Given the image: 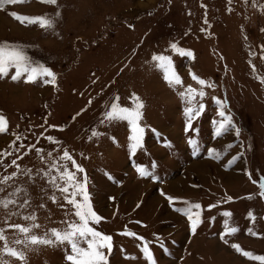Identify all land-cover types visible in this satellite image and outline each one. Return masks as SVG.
Listing matches in <instances>:
<instances>
[{
	"label": "rangeland",
	"instance_id": "obj_1",
	"mask_svg": "<svg viewBox=\"0 0 264 264\" xmlns=\"http://www.w3.org/2000/svg\"><path fill=\"white\" fill-rule=\"evenodd\" d=\"M58 4L59 9L41 0H24L0 8V41L19 44L34 61L57 74L55 85L45 84L43 79L25 82L23 77L13 81L14 69L0 77V113L9 124V131L0 133V149L15 139L13 132L26 137L27 145L35 144L47 129L45 136L58 138L73 152L88 174L93 206L105 217L94 226L113 236L109 264H148L142 242L121 234L125 227L150 242L157 264H259L231 244L264 255V235L247 232L248 227H254L264 233V198L258 195V184L247 175L248 171L253 172L252 179L264 175V83L258 79L264 76V50L260 48L264 44V12L252 0H232L231 4L229 0H58ZM12 11L28 15L59 11L61 15L56 17L54 30H45L21 24L10 15ZM204 28L207 31L201 30ZM172 42L192 51L193 56L172 51ZM159 53L172 57L182 85L170 86L164 79L152 60L153 54ZM192 73L213 86L205 88L206 108L189 129L186 104L179 93L188 85L200 87ZM133 93L144 102L140 121L143 144L135 155L127 121L99 123L117 95L121 105L132 107ZM217 97L227 101L225 110L234 125L220 136L215 132L221 119ZM93 128L104 134L89 140ZM189 138L199 143L195 155ZM37 147L47 152L56 145L40 137ZM209 149L219 152V158L215 153L210 156ZM15 155L4 162L10 164ZM233 157L238 158L229 164ZM18 163L34 169L44 167L35 149ZM140 164L148 166L158 179L140 176L136 168ZM13 170L9 167L7 172ZM0 172H4L2 167ZM17 182L29 188L35 206L41 195L37 186H44L45 181L37 177L33 185L20 177ZM169 195L181 199L169 203ZM227 196L233 200L207 208ZM184 200L199 202L205 209L204 223L194 235L187 218L175 211L184 206ZM44 202L39 222L58 226L66 211L59 207L63 201L53 203L45 198ZM249 210L257 216L254 225ZM224 211L232 212L230 225L239 228L226 237L229 244L219 239ZM13 220L20 222L19 217ZM67 247L35 246L28 253V264H69ZM4 258L18 264L14 258Z\"/></svg>",
	"mask_w": 264,
	"mask_h": 264
},
{
	"label": "snow or ice",
	"instance_id": "obj_2",
	"mask_svg": "<svg viewBox=\"0 0 264 264\" xmlns=\"http://www.w3.org/2000/svg\"><path fill=\"white\" fill-rule=\"evenodd\" d=\"M232 0H229L231 4ZM24 3V0H0V8L5 5H15ZM41 3L56 5L59 9L58 0H41ZM254 6H257L264 12V3H257V0H252ZM231 12L232 8L229 7ZM10 15L21 24L38 25L45 30H54L57 26L56 17L61 13L55 12L53 15L47 13L41 15H28L20 12L12 11ZM207 25V19L204 20ZM207 31L206 28L201 29ZM247 39V37H245ZM172 51L179 53L181 56L192 57L193 53L190 50L181 48L178 43L172 42L169 45ZM264 50V44L260 46ZM251 56H255V52H250ZM261 58L264 59V51L261 53ZM152 60L156 62V66L163 71L164 79L170 86H178L183 84V80L176 71L175 64L170 55L163 53L153 54ZM253 70H256V65L252 64ZM14 69V74L11 75L13 81L19 80L22 77L25 82H36L43 79L45 84H56L57 74L48 66L33 60L28 52L21 48L19 44L11 41H0V77L8 76L10 70ZM192 79L198 83L199 88L188 85L184 91L179 94L183 98L186 107L184 112L187 116V128H192L193 119L199 117L205 110L206 105L203 102L207 95L205 88L212 87L213 84L195 73H192ZM261 83H264V76H259ZM95 82V81H94ZM199 97V100L197 99ZM219 107L220 120L217 121L216 135L220 136L222 132L229 127L234 126L232 116L226 112L227 101L215 98ZM120 97L117 95L109 107L103 113V118L100 124L106 122L111 123L114 120L127 121L131 126L132 135L129 137L131 144V152L135 155L138 148L142 147L144 128L140 121L143 116L144 102L136 93L131 96L132 107L123 106L120 104ZM91 103V101H89ZM79 115V113H77ZM75 119V117H73ZM51 128H56V125H49ZM62 130V129H61ZM9 131L8 120L5 115L0 113V133ZM47 129L40 133L36 138V143H29L25 145L21 134L13 132L15 139L8 144L7 148L0 149V167L4 172H0V209L3 214L0 215V264H11L9 259L4 257L14 258L18 264H28V253L34 249L35 246H59L67 245L65 249L66 261L69 264H109V255L113 249V236L106 234L104 231L97 230L94 225H100L105 219L98 214L92 203V194L88 187V174L81 163L77 162L72 151L58 138L47 135ZM156 130L153 129V132ZM104 133L98 131L96 128L91 130L89 140L94 137L102 136ZM236 136L240 135V129L235 128ZM40 137L56 145L51 151H45L44 147H37ZM114 139V138H113ZM19 146L17 147V142ZM169 147L171 143L165 142ZM188 143L192 146L193 154H197L199 150V143L196 139L189 138ZM24 149L25 151H21ZM35 149L36 155L44 165V167L32 168L23 166L18 161L23 159L24 155L30 153ZM14 156L10 164L4 161L7 157ZM56 153V155H54ZM215 153L216 158H219L220 153L215 149H209V155ZM83 156V153H80ZM238 157H233L231 164ZM71 164V167L69 166ZM12 167L14 170L7 172V169ZM154 167V165H153ZM137 171L142 177H151L158 179V177L149 170L148 166L143 164L136 166ZM247 175L253 184H258V195L264 198V175L258 179H252L253 172L248 171ZM20 177H26L28 182L35 185L36 178L45 181L44 186L39 187L41 195L36 199L38 202L33 206V195L29 188L24 184L18 183ZM111 178V177H110ZM10 189V190H9ZM163 195V192H162ZM45 198L53 203H59V207L66 209L64 218L57 222L58 226L41 225L39 222V210L46 208ZM248 199H252L249 195ZM114 199V198H113ZM180 197L167 196L169 203H174L180 200ZM233 200L232 196H227L225 200L218 201L215 204H208L209 210L217 208L218 204L227 203ZM183 207H176L175 211L182 213L189 224L191 233L196 234L198 228L204 223L203 213L204 207L199 202H192L189 200L183 201ZM139 207V205H137ZM222 215L225 217L224 230L219 234V239L225 244H229L226 237L232 236L239 231L236 226L230 225L231 211H224ZM13 217H19L20 222L13 220ZM248 217L253 225L257 220V216L253 210H249ZM215 220V217L211 218ZM136 223H141L137 221ZM247 232L253 236L264 235L254 230V227H248ZM128 237H136L141 241V251L148 264H157V259L149 246V241L144 236H138L135 231H130L125 227L121 233ZM157 242L165 252L168 249L165 247L161 238L157 236ZM231 247L244 257L252 261H257L259 264H264V255L255 254L253 251L245 250L239 243H232ZM134 258V257H132Z\"/></svg>",
	"mask_w": 264,
	"mask_h": 264
},
{
	"label": "crops",
	"instance_id": "obj_3",
	"mask_svg": "<svg viewBox=\"0 0 264 264\" xmlns=\"http://www.w3.org/2000/svg\"><path fill=\"white\" fill-rule=\"evenodd\" d=\"M238 176V175H237ZM214 178V177H213ZM238 178H239V176H238ZM215 179V178H214ZM184 196V195H183ZM231 219H232V217H231Z\"/></svg>",
	"mask_w": 264,
	"mask_h": 264
}]
</instances>
